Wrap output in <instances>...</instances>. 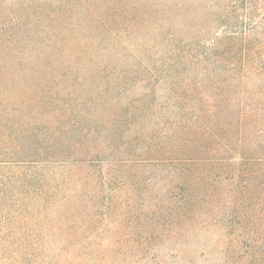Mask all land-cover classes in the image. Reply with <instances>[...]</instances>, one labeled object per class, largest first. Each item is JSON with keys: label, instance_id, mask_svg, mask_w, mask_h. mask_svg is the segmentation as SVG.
I'll list each match as a JSON object with an SVG mask.
<instances>
[{"label": "rangeland", "instance_id": "1", "mask_svg": "<svg viewBox=\"0 0 264 264\" xmlns=\"http://www.w3.org/2000/svg\"><path fill=\"white\" fill-rule=\"evenodd\" d=\"M195 2L0 0V153L37 161L25 167H41L45 184L58 181L45 202L25 204L21 226L30 230L21 241L31 249L17 264H226L232 237L216 221L221 201L230 204L234 185L244 200L264 196V37L251 38V50L212 53L217 30H207L200 16H212ZM88 160L100 161L93 180L84 176ZM117 160L137 166L120 167V176L141 179L154 162L189 161L193 185L213 179L208 212L161 221L137 198L158 192H135L129 208L121 177L100 188L122 195L118 208L73 206L80 185L99 188ZM249 161L261 170L241 172ZM62 190L68 203L50 205ZM11 225L0 230V264H16L3 251L16 241Z\"/></svg>", "mask_w": 264, "mask_h": 264}, {"label": "trees", "instance_id": "2", "mask_svg": "<svg viewBox=\"0 0 264 264\" xmlns=\"http://www.w3.org/2000/svg\"><path fill=\"white\" fill-rule=\"evenodd\" d=\"M195 3L205 6L206 12L212 16V19L203 16V14L200 16L206 22L207 30L214 28L217 30L208 43V50H212V53L220 50H251V38L264 37V0H196ZM181 11L180 9L179 12ZM173 12L176 11L174 10ZM253 42H259V40L256 39ZM202 47L204 48V46ZM7 155L6 152L0 153V170L2 167L11 164H15V168L20 169L16 172L9 170L8 173L0 172V217L2 220L0 230L4 231L7 228L5 226L6 223L12 224L11 228L14 229L16 241L9 243V246L3 251L9 254L6 256L11 257L12 261L17 264L21 262L24 254L28 253L31 249L30 244L21 241L23 235L27 236L28 230H30H22L21 226L22 220L28 218L29 215L25 204L39 203V201L45 202L49 198L47 192L56 189L58 181L56 178H51V185L41 182L39 179L47 176V174H38L40 170H43L41 167H25L28 164H35L37 161H11L8 160ZM14 157L17 158L18 156ZM93 162L100 161L88 160L84 163L85 168L88 169L84 176L86 175L90 180H93L100 173V169L97 171L92 168ZM130 162L133 161L117 160L116 165L109 166L105 178H100L98 182L99 188L88 186V182L85 184L79 182L78 184H81L80 186H83L84 190L77 198L75 197L73 206H79V202L81 204L84 203L86 207L90 206L94 208L104 205L108 206L106 210H110L109 212H111L120 206V203L116 201L117 197L129 194L126 195V198L129 200L128 205H126L132 208L135 204L138 205L133 194L152 188L158 192L154 200L151 201L139 195H137V198L139 199V205L146 203L148 209L153 211L154 215H157V218L161 221L168 220L178 225L182 220L192 222L196 215L208 212L206 207L209 206L210 201H206L204 193L206 194L208 190L205 187L210 185L208 182L213 181V179L209 177L207 183H205L204 179L200 176L199 179L202 182L198 185H193L192 182L194 181L188 179L191 176L187 173L191 172L190 170L194 168V165L189 161L154 162L149 165V169L147 168V177L142 179L138 173L132 176L123 173L120 176L118 172L120 167L126 166L124 167L126 169H136L137 166L135 165L127 167ZM204 162L212 168L218 165H212L213 160L210 158L205 159ZM244 166L245 168L241 167L243 169L241 172L246 170L248 166L261 170L262 165L249 161ZM241 169L236 170V176ZM69 175L70 173L68 172V177ZM206 175L207 173H204V176ZM118 177H121L122 180L121 186L123 192H120L122 195H104V192L100 191V188L106 184L108 189H112ZM131 177L133 179H130ZM68 180L61 182V188L65 192L70 188ZM166 182H171V184L167 186V184L165 185ZM38 184L41 186L39 188L40 193L35 192ZM184 184H188V186ZM202 186L204 188H201ZM241 189L243 190V186L238 187V185H234L229 198L230 204L226 205V201H224V204L221 201L220 206L222 209L219 208L215 214L218 224L221 226L226 225L228 235L232 237L229 241L226 264H264V213L256 210L261 204L264 205V196H262V199H255L249 196L248 199L244 200L241 197ZM177 190L181 193H178ZM189 190L191 191L188 192ZM64 191L63 193L61 192L62 194L58 191L51 194L50 205L60 206L62 205V200L65 198L67 199L66 203H68L69 196L65 197ZM60 195L61 198L58 197ZM216 203L218 205L220 200L216 201ZM78 206L72 209L79 208ZM175 219H178V223L174 222ZM19 230L22 231L19 232Z\"/></svg>", "mask_w": 264, "mask_h": 264}]
</instances>
